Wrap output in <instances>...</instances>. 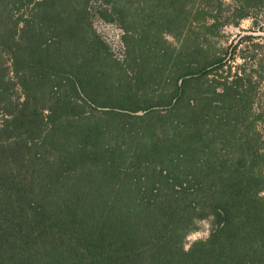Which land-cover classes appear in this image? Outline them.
Listing matches in <instances>:
<instances>
[{
  "label": "trees",
  "instance_id": "obj_1",
  "mask_svg": "<svg viewBox=\"0 0 264 264\" xmlns=\"http://www.w3.org/2000/svg\"><path fill=\"white\" fill-rule=\"evenodd\" d=\"M262 10L0 0V264H264L259 36L214 41Z\"/></svg>",
  "mask_w": 264,
  "mask_h": 264
},
{
  "label": "rangeland",
  "instance_id": "obj_2",
  "mask_svg": "<svg viewBox=\"0 0 264 264\" xmlns=\"http://www.w3.org/2000/svg\"><path fill=\"white\" fill-rule=\"evenodd\" d=\"M94 25L99 33L110 44L114 54L121 58L124 48L120 39L122 31L119 29V27L115 24L106 23L98 17L94 18ZM262 30H264V10L257 12L254 19L253 17L245 18L240 20L237 25L227 24L225 27L220 28L218 33L219 35L214 41L216 42L217 48H225L232 42L233 39L238 36V34L252 33L258 35L259 37L256 39V41L260 43L259 47L254 49L251 46L249 47V44H242L238 47L239 49H237L236 53L238 55L242 54L243 56H246L249 51H255L257 53V58H259L256 61H260L262 63L261 69L264 72V33H262L264 31ZM240 61L241 59L236 57L235 62L239 63ZM259 93V106L264 107V80L261 84ZM210 228L211 223L208 217L199 220L197 222V228L194 231H191L185 238V248H188L194 241L198 239L206 238L209 235Z\"/></svg>",
  "mask_w": 264,
  "mask_h": 264
}]
</instances>
